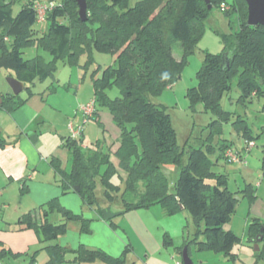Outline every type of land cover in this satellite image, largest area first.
<instances>
[{"label": "trees", "instance_id": "16d2710c", "mask_svg": "<svg viewBox=\"0 0 264 264\" xmlns=\"http://www.w3.org/2000/svg\"><path fill=\"white\" fill-rule=\"evenodd\" d=\"M13 1L0 0V67L15 73L13 78L24 84L27 96L0 94V111L11 113L20 108L33 95L32 86L36 80L54 76L59 60L73 64L80 53L92 51L115 55L113 67L104 68L100 73L97 69L92 74L95 112L90 120H95L99 107L110 112L120 131L119 147L114 153L118 167L112 164L101 142L82 147L80 140L65 137L62 145L71 155L70 171L61 170L56 159L51 161L60 176L62 192L75 191L78 187L79 191L75 192L82 204L98 214L102 211L99 206L102 202L108 206L120 204L122 211L119 214L154 205H159L166 215L190 209V243L198 251L222 253L233 260L236 255L231 249L238 237L232 231L224 230V226L235 211L238 192L227 188V174L213 169L217 162L213 163L210 158L214 154L212 145L203 143L205 149L191 147L185 150V146L177 142L167 108L150 99L179 80L185 58L198 41L203 21L209 14L205 3L209 1L213 8L222 0H140L134 6L129 5V0H85V21L78 16L76 0H61L54 2L46 13L44 22L48 25L40 36L37 26L44 22L37 23L33 9L36 0L22 7L16 16L12 15L10 7ZM224 13L237 14L239 28L220 36L223 46L220 55L205 54L197 73L198 84L185 95L190 108L202 105L205 112L215 116L208 126L216 135L222 132V122L226 123L231 117L220 102L231 90L233 80L240 91L241 103L264 94V26L247 25L244 0H236ZM38 43L50 54V62L40 57L22 58L23 47ZM176 43L180 44L181 60L173 55L172 46ZM223 55L227 65L222 64ZM112 85L120 90L119 98L110 99L106 95ZM244 122L238 119L233 124ZM239 128L246 142L253 141L248 126ZM6 145L0 137V147ZM227 149L230 150V145L219 147L223 159ZM168 163L178 168L172 192H169L167 178L161 170ZM118 170L124 172V178L119 176ZM114 175L118 176L120 185L111 181ZM98 184L103 189L100 198L95 192ZM240 193L243 197L255 198L251 185L245 186ZM39 209L43 218L40 231L46 242L64 235L67 223L71 221L79 223L80 232L89 233L90 222L62 208L57 199ZM52 213L61 215L62 221L50 222ZM26 218L27 227L32 226L30 214ZM113 218L107 222L112 229H117ZM200 220L205 221L203 233L199 230ZM260 233L258 259L264 262V223L252 219L247 229L249 242ZM163 244L172 246V239L165 235ZM45 250L49 256L46 264H63L67 254L73 256L71 262L75 264L94 260L104 264H125L131 247L126 245L117 258L83 246L70 250L57 243L47 245ZM174 250L181 255V248L174 247Z\"/></svg>", "mask_w": 264, "mask_h": 264}, {"label": "rangeland", "instance_id": "374dc122", "mask_svg": "<svg viewBox=\"0 0 264 264\" xmlns=\"http://www.w3.org/2000/svg\"><path fill=\"white\" fill-rule=\"evenodd\" d=\"M31 1L14 0L10 5L12 15L16 16L20 9ZM41 1L59 3L61 0ZM139 1L129 0V5L134 6ZM235 1L222 0L220 5L213 8L209 1L205 3L209 14L203 21L198 41L185 58L179 80L171 87L150 96V99L152 102L167 108L176 132L177 142L179 145L185 146V150H189L191 147H203V143L206 145L211 143L217 149L219 142H226L230 145L233 154L239 152L242 154L243 163H232L228 160L225 162L223 158L218 157V151L210 156L213 163L218 158L213 169L216 172L227 174V188L230 191L238 192L236 195L238 203L235 211L230 221L224 226V230H231L238 237V241L231 249V252L236 256L232 260L224 257L222 253L198 251L197 247L190 243L192 234L191 219L188 215L191 213L190 209L179 211L173 215H166L159 205H154L146 209H134L119 214L122 211L120 204L114 203L108 206L102 202L99 204L102 210L109 208L114 211L113 222L120 228V231H125L131 239V251L126 257L125 264H174L176 260H181V255L176 253L173 247L163 246V233L169 234L174 247L182 250L187 249L186 253L192 264H264L261 259H258L259 251H253L254 249L249 247L243 237V234L247 233L252 218L258 217L264 221V181L261 178L264 159V94L254 96L245 103H241L240 91L236 81L233 80L231 90L224 94L220 102L222 109L228 115L231 114V117L226 123L222 122V132L218 135L215 134L213 141L208 143L207 137L212 129L207 125L215 120V116L210 112H205L202 105H197L194 109L190 108L185 96L190 88L196 87L198 84L197 73L202 67L205 54L220 55L223 52L220 36L234 32L239 28L237 14L226 15L224 13L235 4ZM222 6L226 8L223 9ZM47 25L48 22H44L37 26L38 36L46 32ZM172 51L174 58L181 60L182 51L179 43L172 46ZM21 52L24 60L40 57L45 62H50L52 59L48 51L39 43L25 46ZM114 60L115 55L111 53L92 51L91 53H80L73 64L63 63L61 60L57 61L54 76L43 81L36 80L32 86V92L45 104L40 111L41 113L38 114L40 121H36L38 123L37 128L41 130L43 126L50 136L56 135L58 137L61 134L67 137V132L61 124L67 127L68 121L72 120L76 124H81L82 119L81 114L78 113V108L81 103L85 104L83 102H88L93 97V72L98 69L100 73L104 68L113 67ZM9 77H15V73L0 67V94L11 93L7 83ZM19 95L21 98H26L27 93L23 91ZM106 95L110 99H116L121 96V93L115 85H112L106 90ZM98 112L99 118L96 121L88 120L83 126V132L86 130L83 139L84 144L90 147L97 141L101 142L102 149L109 153L110 160L117 165L118 161L109 148L118 136L116 123L107 108L99 107ZM238 119L245 122L233 124ZM41 120H44V123ZM50 122H54L56 125L60 124L57 125V131L54 134L51 133L55 126L51 125ZM48 125L50 127H47ZM241 126H248L252 131L255 146L249 153L243 152L246 141L241 136L242 129L239 128ZM63 165H65V161ZM70 168L71 157L70 161L68 160L67 171H70ZM161 170L167 178L168 190L172 192L178 177V168L174 164L168 163L163 165ZM121 175L124 174L121 172ZM112 182L120 185L117 175L113 176ZM259 182L263 188L256 194L257 200L242 196L240 191L245 186L251 185L255 189ZM95 192L98 198L102 197L103 189L99 184ZM257 192L258 189H256ZM76 197H78L76 198L79 201L77 202L78 205L81 200L77 194ZM86 209H88L87 206L84 210ZM49 221L58 223L61 222V218L58 214H51ZM199 226L200 233H203L205 221L200 220Z\"/></svg>", "mask_w": 264, "mask_h": 264}, {"label": "crops", "instance_id": "0c3cea01", "mask_svg": "<svg viewBox=\"0 0 264 264\" xmlns=\"http://www.w3.org/2000/svg\"><path fill=\"white\" fill-rule=\"evenodd\" d=\"M44 106L41 99L33 93L17 110L11 113L0 111V137L7 143L6 146L0 147V264H46L48 262L49 256L45 247L54 244V241L46 242L40 231L43 218L39 208L53 199H57L62 208L73 214L81 215L84 220L90 222L87 234L80 232L79 223L68 222L66 233L55 240L58 245L70 250L83 246L117 258L122 254L126 245L131 247V239L125 231H120L119 227L112 229L109 226L107 220L113 217L115 212L109 208L102 210L100 214L91 208L84 210L85 205L81 201L77 205L79 201L76 199L78 197H76L75 191L62 192L60 176L51 161L56 159L59 161L60 169L69 172L67 164L71 155L62 145L65 135L50 136L43 126L41 130L37 128L36 121H40L38 114L41 113ZM97 118H99V112L94 121ZM41 122L44 123V120ZM50 124L55 126L51 133L54 134L57 131V125L60 124L56 125L54 122H50ZM61 125L69 136L68 128ZM85 132L86 130L77 139L80 140L82 147H85L83 140ZM119 135L118 129L117 139L115 138L109 147L113 155L119 147ZM241 136L245 140L244 136ZM214 137L215 134L209 133L207 143L213 141ZM221 144L229 145L226 142H219L215 149L213 144H209L214 148V154L218 151L219 158H223L221 157L222 152L219 150ZM223 160L225 161V159ZM64 161L65 165H63ZM215 162H218V158ZM112 164L118 167V162L117 165L113 162ZM121 172L118 170L119 176L124 178L125 174L122 172L124 175H121ZM263 173L262 170L261 178L264 181ZM262 188L260 182L256 184L255 189L253 188L255 200L258 199L256 194ZM256 189H258L257 193ZM28 214H30L32 223L30 227H27L26 215ZM59 216L62 221L61 215ZM255 218L259 219L258 217L252 219ZM259 220L264 223L263 220ZM165 235L169 236L168 233H163V239ZM243 237L253 250V244L249 242L247 233H244ZM170 247L174 248L173 241ZM72 260L73 256L67 254L63 264H75L71 262ZM79 264L104 263L94 260Z\"/></svg>", "mask_w": 264, "mask_h": 264}, {"label": "water", "instance_id": "95a60500", "mask_svg": "<svg viewBox=\"0 0 264 264\" xmlns=\"http://www.w3.org/2000/svg\"><path fill=\"white\" fill-rule=\"evenodd\" d=\"M78 5V16L81 21L86 20V2L85 0H76ZM247 6V25L249 26H264V0H244ZM227 58L225 55L222 56V64L227 65ZM7 83L11 89V93L13 95H19L24 91V84L13 77L7 78ZM74 190L76 192L79 191L78 187H75ZM263 231V228L260 229ZM262 240L261 233L258 234L254 239L251 240L253 244L254 251L258 252L260 250L259 243ZM181 261L183 264H192L188 254L186 253V249L182 250L181 253Z\"/></svg>", "mask_w": 264, "mask_h": 264}, {"label": "built area", "instance_id": "2783aa9c", "mask_svg": "<svg viewBox=\"0 0 264 264\" xmlns=\"http://www.w3.org/2000/svg\"><path fill=\"white\" fill-rule=\"evenodd\" d=\"M54 6V3L51 1H41L36 0L33 3V9L37 15V23L41 24L44 22L46 13ZM225 9V6H222ZM95 112V102L93 99L88 101L85 104H82L78 108V113L81 114L82 122L81 124L75 123L73 120L68 121L67 128L69 131V137L72 139H78L83 133V126L90 120ZM255 146L253 141L246 142L243 152L249 153L250 150ZM224 158L232 163H243L242 154H233L231 150H227L224 153ZM174 264H183L181 260H176Z\"/></svg>", "mask_w": 264, "mask_h": 264}]
</instances>
